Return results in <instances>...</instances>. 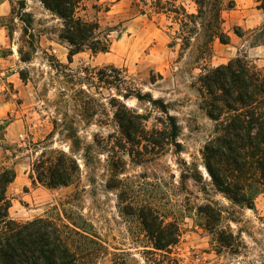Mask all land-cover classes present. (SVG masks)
<instances>
[{"label": "rangeland", "instance_id": "obj_1", "mask_svg": "<svg viewBox=\"0 0 264 264\" xmlns=\"http://www.w3.org/2000/svg\"><path fill=\"white\" fill-rule=\"evenodd\" d=\"M233 1V9L222 13L230 44L215 40L211 57L200 65L190 50L181 58L180 41L170 46L178 26L168 14L156 10L158 0L88 1L81 17L97 22L112 45L108 53H80L69 65V45L59 39L62 21L39 0H27L26 11L34 19L33 41L24 37V25L17 19L10 24L11 32L0 30V125L11 122L5 131L0 130V166L15 165L18 174L7 192L11 219L26 223L44 218L75 230L79 235L64 231L72 234L76 247L87 244L88 255L82 253L81 264H146L145 246L150 244L136 210L151 205L170 221L180 223L182 237L174 253L185 264H264V187L254 185L248 190L250 197L255 194L252 208L235 203L211 184L203 156L217 126L199 92V78L209 71L203 68L241 58L264 76V10L257 0ZM176 5L196 12L191 0H177ZM12 7L5 0L0 16L9 18ZM27 41L34 42L36 49L31 63L22 62L19 55L20 48L31 50ZM45 53L82 77L85 68L122 69L124 89L135 85L167 105L169 115L177 121L181 147L168 140L169 134L156 136V132L170 130L160 105L136 100L125 101L127 108L148 118L147 136L159 140L161 146L140 138L128 140L111 106L112 98L121 99L120 93L97 80L84 88L96 100V114L81 119L74 101L78 88H65L55 83L57 79L53 82L55 72ZM21 72L26 80L21 79ZM64 113L67 123L79 129V148L90 146L88 154L73 150L71 141L59 131L50 137L53 122H61ZM52 149L75 154L80 165L75 184L58 189L33 184V164L43 151ZM196 166L203 180L192 178ZM207 205L220 214L219 221L202 212ZM126 206L133 210L125 212Z\"/></svg>", "mask_w": 264, "mask_h": 264}, {"label": "trees", "instance_id": "obj_2", "mask_svg": "<svg viewBox=\"0 0 264 264\" xmlns=\"http://www.w3.org/2000/svg\"><path fill=\"white\" fill-rule=\"evenodd\" d=\"M39 1L47 11L62 21L59 39L69 45V65L80 53L90 52L98 55L109 52L112 45L109 34H104L97 22L87 21L80 15L81 11L85 10L86 2L91 0ZM171 1L173 2L163 3L158 0L154 7L160 13L168 14L169 18L172 17L173 24L178 26L170 46L174 47L178 44L177 41H180L181 58L190 50L195 63L200 65L211 57L215 40H219L222 45L230 44V36L223 28L222 13L233 9V0H191L196 6V12L193 13L184 5L177 6V0ZM4 2L5 0H0V5ZM10 2L13 5L11 16H0V28L11 32L10 24H14L17 19L24 25V37L33 41L34 34L30 33V29L34 19L32 14L26 11L27 0ZM257 2L260 3L259 9L264 10V0ZM31 41L26 42L31 50L25 52L23 48L19 49L21 61L24 63H31L36 54L34 42ZM45 55L49 67L55 72L53 82L57 79L55 83L64 85L65 88H78L74 91V101L78 109L77 115L81 119L87 115L91 119L96 114L93 105L96 100L90 95L88 87L94 86L93 81L97 80L120 93L122 100L112 98L111 106L115 109L114 119L128 140L135 141L140 138L154 146H161L159 140L154 142L147 136L148 118L127 108L125 101L136 100L139 103L160 105L167 115L170 130L156 132V136L169 134L168 140L176 148L181 147L177 141V121L169 115L167 105L162 100H154L150 93L143 94L135 85L124 89L126 77L122 69L111 66L100 70L85 68V77H82L80 73H74L69 65L59 62L55 56L48 53ZM203 69L209 71L199 78V92L205 99L204 109L208 116L217 123L216 136L204 147L206 171L217 191L229 196L235 203L252 208L255 194L250 197L251 192L248 190L253 189L254 185L264 187V76L251 70L241 58L230 60L216 68ZM110 73H116L117 76ZM20 76L26 80L24 72H21ZM111 77L112 80L109 79ZM152 81L154 82V78ZM85 87L88 89H84ZM62 119L61 122H53L54 131L50 137L59 131L60 135L71 141L73 150L78 149L88 154L89 145H86L85 149L79 148L82 141L78 127L67 123V113L63 114ZM10 123L6 121L0 125V130L5 131ZM1 137L3 138V135L0 139ZM74 155L57 149L43 151L32 166L33 184L39 183L49 189L66 188L75 184L79 179L80 165ZM17 177L15 165L0 166V264H81L80 258L83 254L88 255L85 247L87 244L76 247V242L70 239L71 233L79 235L75 230L44 218L26 223L11 219L12 202L7 192ZM192 178L203 180L197 166ZM203 209L202 212L210 220L219 221L220 214L215 213L211 205ZM131 210L132 206L125 207V212ZM136 214L142 221L150 244L145 246L146 264H185L174 253L182 237L178 220L170 221L158 208L151 205L140 206ZM65 229H70L71 233L66 235Z\"/></svg>", "mask_w": 264, "mask_h": 264}, {"label": "crops", "instance_id": "obj_3", "mask_svg": "<svg viewBox=\"0 0 264 264\" xmlns=\"http://www.w3.org/2000/svg\"><path fill=\"white\" fill-rule=\"evenodd\" d=\"M2 5H4V3H3V4H1V5H0V7H1ZM1 29H2V28H0V30H1ZM15 123H16V122H15ZM13 124H14V123H13ZM17 126H18V125H17ZM17 178H18V177H17ZM12 185H13V184H12Z\"/></svg>", "mask_w": 264, "mask_h": 264}]
</instances>
